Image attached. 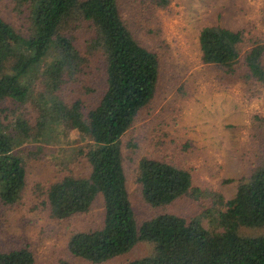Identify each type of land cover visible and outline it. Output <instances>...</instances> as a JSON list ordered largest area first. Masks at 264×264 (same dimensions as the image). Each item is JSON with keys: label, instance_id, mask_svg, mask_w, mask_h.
Segmentation results:
<instances>
[{"label": "trees", "instance_id": "obj_1", "mask_svg": "<svg viewBox=\"0 0 264 264\" xmlns=\"http://www.w3.org/2000/svg\"><path fill=\"white\" fill-rule=\"evenodd\" d=\"M3 1L14 3L28 24L13 25L0 14V103L31 104L37 119L34 126L21 116L7 124L0 109L1 202L14 205L25 191L22 147L74 124L90 139L78 151L90 174L65 177L52 185L50 212L56 220H68L88 213L102 195L104 222L100 229L72 235L71 256L102 264L148 242L155 247L153 255L126 264H264V234L242 233L243 229H264V162L248 179L239 181L233 199L217 197L218 219L212 214L216 209L212 217H205L217 223L219 230L207 229L200 218L188 221L172 214L138 225L128 191L123 138L155 98L160 61L135 38L119 1L0 0V5ZM150 1L164 8L170 4V0ZM199 43L204 64L239 77L243 62L247 79L264 83V47L253 46L243 54L242 32L206 26ZM97 56L105 84L86 115L83 101L68 103L64 90L87 75L85 67ZM138 183L144 201L155 208L194 191L190 172L148 158L140 161ZM0 264H36V260L28 247L0 249Z\"/></svg>", "mask_w": 264, "mask_h": 264}, {"label": "rangeland", "instance_id": "obj_2", "mask_svg": "<svg viewBox=\"0 0 264 264\" xmlns=\"http://www.w3.org/2000/svg\"><path fill=\"white\" fill-rule=\"evenodd\" d=\"M118 1L135 38L160 61L155 98L123 138L128 191L137 223L140 226L158 215L172 214L188 221L200 218L207 229L219 230L217 223L205 217H212L216 209L212 214L218 219L217 197L233 199L239 181L248 179L264 162V83L247 79L243 62L239 77L204 64L200 32L206 26L242 32L243 54L250 47H264V0H170L165 8L150 0ZM0 14L13 25L28 24L12 2L3 1ZM98 57L85 67L87 75L64 90L68 103L83 101L86 115L105 84ZM0 109L7 124L17 116L26 118L31 126L36 123L37 109L31 104L6 101L0 103ZM57 131L20 150L26 161V188L14 205L0 200V249L28 247L36 264H91L71 256L68 245L73 234L102 228L103 196H98L88 213L63 221L52 217L48 204L52 185L65 177L89 176L86 159L78 151L90 139L74 124ZM144 158L187 170L194 191L170 205L149 206L138 183ZM242 233L263 235L264 229H243ZM154 248L140 242L127 254L102 264H126L149 257Z\"/></svg>", "mask_w": 264, "mask_h": 264}]
</instances>
